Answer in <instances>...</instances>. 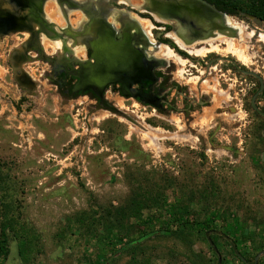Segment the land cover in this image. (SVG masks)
Here are the masks:
<instances>
[{"label":"rangeland","instance_id":"1","mask_svg":"<svg viewBox=\"0 0 264 264\" xmlns=\"http://www.w3.org/2000/svg\"><path fill=\"white\" fill-rule=\"evenodd\" d=\"M117 10L135 20L129 28L137 27L146 48L153 52L162 49L150 54L178 67L181 81L184 60L167 46L158 48L151 38L155 30H163L154 24L158 23L170 27L166 37L175 45V38L185 44L173 21L157 20L152 12L132 5L119 4ZM231 18L232 34L225 33L219 41L207 36L195 38L190 48L180 50L215 47L199 58L211 54L218 56L219 62L222 58L235 59L241 68L261 76L264 83V24L250 18ZM229 44L243 60L227 50ZM215 66L227 69L225 62ZM9 76L2 61L0 231L9 240V256L3 264H88L98 252V241L90 232L91 218L96 221L106 211L125 206L137 193L156 199L155 211H148L156 222V212L165 215L156 227L172 221L166 214L171 205L184 207L201 222L220 218L214 228L206 230L213 246L198 239L192 247L206 263L210 260L207 264H216V259L222 264H244L231 248L248 253L261 246L264 119L255 116L250 107L257 89L251 77L240 76L239 96L229 81L223 93L216 78L205 83L202 90L212 97L211 108L197 115L190 127L176 116L175 134L168 135L155 129L152 108L137 104L130 108L132 103L111 99L102 107L87 99L70 101L57 95L37 74L32 77L41 91L27 99L30 107L23 113L13 104L20 93ZM196 83L193 80L191 86ZM7 92L14 99L11 102L4 99ZM233 97L239 100L237 109L225 108V115L217 116L220 107L236 102ZM256 104L264 108V93ZM242 235L248 238L245 244ZM16 238L31 248L26 261L18 255ZM142 246L151 264H189L190 252L176 240L155 236ZM263 251L257 254L260 264H264V253L259 255ZM129 259L123 253L112 264H126Z\"/></svg>","mask_w":264,"mask_h":264},{"label":"flooded vegetation","instance_id":"2","mask_svg":"<svg viewBox=\"0 0 264 264\" xmlns=\"http://www.w3.org/2000/svg\"><path fill=\"white\" fill-rule=\"evenodd\" d=\"M127 2L0 0V63L4 61L9 69L10 81L20 93L18 101L13 102L16 110L25 113L30 107L27 99L40 93L32 77L37 74L57 95L70 101L87 99L102 107L111 99L122 100L124 104L132 103L130 108H134V104L152 108L155 129L173 135L177 127L174 122L176 116L183 118L190 127L197 115L211 108L213 99L208 91L202 90L205 83L216 78L223 93V87L229 81L233 83V93L239 96V79L243 75L256 82L254 94L260 89L257 78L243 74L252 71L241 68L235 59L222 58L219 62V57L211 54L202 59L192 56L180 50L177 42L190 48L193 41L181 34L186 42L184 44L175 38L177 47L166 37L170 27L154 23L163 27V30H155L151 36L157 47H169L185 62L179 81L178 67L167 65L153 55L162 49L153 52L146 48L144 37L137 27L129 28L135 20L125 17V23L124 17L120 16L112 20L114 11L121 13L117 6L129 5ZM148 11L156 14L153 10ZM160 15V20H173L171 16ZM172 25L179 32L176 23ZM205 52L209 53L211 49L206 48ZM223 62L227 63V69L225 66L213 68V64ZM193 80H197L194 88L191 86ZM262 84L263 90L255 102L264 93L263 79ZM11 96V92H7L4 99L11 102L14 100ZM232 100L236 102L217 108L220 111L217 116H224L225 108L232 106L237 109L239 100L236 97ZM145 107L142 108L147 110ZM259 109L264 113V108ZM130 112L134 114L135 110ZM253 113L264 119L258 113Z\"/></svg>","mask_w":264,"mask_h":264},{"label":"trees","instance_id":"3","mask_svg":"<svg viewBox=\"0 0 264 264\" xmlns=\"http://www.w3.org/2000/svg\"><path fill=\"white\" fill-rule=\"evenodd\" d=\"M211 5L216 11L238 19L253 18L264 24V0H202ZM156 199L151 195L134 194L130 197L125 206L106 211L103 217L91 218L92 229L95 239L98 241V252L93 260H88V264H112L123 253L129 255L130 259L126 264H151L144 256L142 244L151 237L161 236L170 238L186 247L189 264H207L199 255L192 252L194 243L200 239L208 244L206 230L213 226L220 218L215 220L198 221L192 212L181 206H169L166 214L172 219L163 226L156 227V223L161 221L165 215L156 212V219L151 214ZM151 211V212H148ZM152 215V216H150ZM130 222V223H129ZM132 222V223H131ZM19 238V237H17ZM16 238V240H18ZM20 239V238H19ZM214 240L212 239V242ZM243 243H247L248 238L242 235ZM8 236L4 231H0V264L5 263L9 256ZM18 255L21 260L26 261L30 247L25 242L18 240ZM260 247L250 249L253 252L241 253L244 264H260L256 259L259 250H264V240ZM213 250V249H212ZM238 251V250H236ZM231 252L234 254L233 249ZM235 255V254H234ZM237 258V256H236ZM239 260V259H238ZM216 264H222L217 259ZM211 263V262H210Z\"/></svg>","mask_w":264,"mask_h":264},{"label":"bare ground","instance_id":"4","mask_svg":"<svg viewBox=\"0 0 264 264\" xmlns=\"http://www.w3.org/2000/svg\"><path fill=\"white\" fill-rule=\"evenodd\" d=\"M127 1V3L129 5H132L134 8L139 7L147 11H155L156 14H154V17L157 20L161 18L160 14L171 16L173 19V23H176V28L178 29L179 33L184 35L190 41H193L195 38H199L200 36H207V38L212 37L213 40L219 41V33H221V35L223 36L225 33L232 34L234 30V28H229L230 21L228 20V18L218 14L213 10L212 7L205 5L200 0H170L169 2H164L163 0ZM114 14L115 17L112 18V20L120 16L124 17V21L126 23V15H124L122 12H116ZM214 18L218 20H213ZM120 20L123 21L122 19ZM168 20L170 21L169 18ZM177 44L179 48H185L184 45L180 42H177ZM211 49L216 50L215 47H212ZM227 50L230 51L233 55L237 56V58L242 59L240 52L237 49L233 48V44H229ZM205 51L206 48H201L193 52L189 51V54H191L192 56L200 57L204 53H206Z\"/></svg>","mask_w":264,"mask_h":264},{"label":"water","instance_id":"5","mask_svg":"<svg viewBox=\"0 0 264 264\" xmlns=\"http://www.w3.org/2000/svg\"><path fill=\"white\" fill-rule=\"evenodd\" d=\"M200 1H201L202 3H204L205 5H207V6H209V7H212L211 5L205 3L204 1H202V0H200ZM212 8H213V7H212ZM213 10H214L215 12H217L214 8H213ZM217 13L220 14V15H222V16H224V17H226V18H231V17H228V16H226V15H224V14H222V13H219V12H217ZM248 18H250V17H248ZM231 19H232V18H231ZM250 19H253V18H250ZM243 74H245V75H250V76H253V77L257 78V79L259 80L260 84H261L260 89H259V90H258L253 96H252V98H251V100H250V107H251V109H252L254 112H256V113H258L260 116L264 117V113L260 111V109L258 108V106L256 105V102H255V101H256V97H257V96L262 92V90H263L262 79H261L257 74H255L254 72H243ZM110 110L113 111L114 113L118 114L119 116H122L123 118L127 119V117L124 116V115H123L121 112H119L118 110H115V109H113V108H110ZM262 136L264 137V129H263V131H262ZM260 160H261V162L264 164V151L261 153ZM206 238H207V241L209 242L210 246H213V244L210 242V240H209L207 234H206ZM232 248H233V250H234L236 256H238L239 259H240L242 262H244V259L240 256L239 253H237V252L235 251V248H234V247H232ZM213 250L216 251L215 249H213ZM263 253H264V251L261 252L259 255H261V254H263ZM256 259H257V258H256Z\"/></svg>","mask_w":264,"mask_h":264}]
</instances>
